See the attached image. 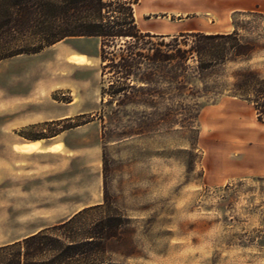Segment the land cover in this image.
I'll use <instances>...</instances> for the list:
<instances>
[{
  "label": "rangeland",
  "instance_id": "1",
  "mask_svg": "<svg viewBox=\"0 0 264 264\" xmlns=\"http://www.w3.org/2000/svg\"><path fill=\"white\" fill-rule=\"evenodd\" d=\"M134 8L143 33L237 30L256 51L199 74L190 59L191 79L107 96L104 121L98 38L1 62L0 247L102 205L106 183L108 208L78 223L84 232L104 216L122 218L104 264H264V123L231 97L237 70L264 76V0H139ZM115 77L107 70L108 83ZM17 106L41 122L7 131ZM12 141L33 142L12 152Z\"/></svg>",
  "mask_w": 264,
  "mask_h": 264
},
{
  "label": "trees",
  "instance_id": "2",
  "mask_svg": "<svg viewBox=\"0 0 264 264\" xmlns=\"http://www.w3.org/2000/svg\"><path fill=\"white\" fill-rule=\"evenodd\" d=\"M138 3L139 0H0V63L39 54L69 38H98L102 62L100 120L104 121L110 103L105 102L107 96L118 101L122 96L130 99L157 79H191L187 65L190 59H197L199 74L219 62L249 59L256 51L254 44L239 39L237 30L211 35L143 33L135 16L134 6ZM107 70L113 71L115 82H107ZM233 87L231 97L249 103L257 120L264 123L261 72L237 70ZM108 201L105 183L102 205L86 208L68 221L1 246L0 264L106 263L105 244L119 236L122 218L104 216L84 232L78 223L85 214L106 210Z\"/></svg>",
  "mask_w": 264,
  "mask_h": 264
},
{
  "label": "crops",
  "instance_id": "3",
  "mask_svg": "<svg viewBox=\"0 0 264 264\" xmlns=\"http://www.w3.org/2000/svg\"><path fill=\"white\" fill-rule=\"evenodd\" d=\"M239 10V6H236L234 8L233 11H237ZM169 33H160V35H168ZM74 55H78V54H74ZM73 55H70L69 57H71ZM21 99H24V97H22ZM7 113H14L15 111L10 110V108L15 107L17 104H14L13 101L11 102L10 100L7 101ZM74 101L69 103V105H73ZM20 106H17L18 108V112H21V115L19 114L15 120H12L11 123H7V127L6 130L7 131H12V133H16V131H18L19 129H21L22 127L28 126L30 124H36L41 122V120H37V119H31L28 110H25L24 107L19 108ZM73 106H70L69 109H71ZM72 114H65L62 115L61 117H59L58 119H64V118H68L71 117ZM57 137H52L50 139H56ZM33 141H28V143H24L23 141H17V142H13L11 144H9V148L12 152L16 151V147H23V148H27L30 147L29 145L32 144ZM58 145L57 143H54L52 145H50V147L56 146ZM27 146V147H24ZM22 148V149H23Z\"/></svg>",
  "mask_w": 264,
  "mask_h": 264
}]
</instances>
